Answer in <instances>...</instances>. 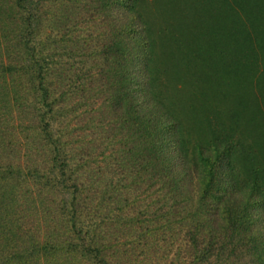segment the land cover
<instances>
[{
  "label": "trees",
  "instance_id": "1",
  "mask_svg": "<svg viewBox=\"0 0 264 264\" xmlns=\"http://www.w3.org/2000/svg\"><path fill=\"white\" fill-rule=\"evenodd\" d=\"M135 7L0 0V264H264V164L184 141Z\"/></svg>",
  "mask_w": 264,
  "mask_h": 264
},
{
  "label": "rangeland",
  "instance_id": "2",
  "mask_svg": "<svg viewBox=\"0 0 264 264\" xmlns=\"http://www.w3.org/2000/svg\"><path fill=\"white\" fill-rule=\"evenodd\" d=\"M194 1L136 0L159 58L156 96L190 147H206L220 130L264 164V14L256 26L234 15L237 0Z\"/></svg>",
  "mask_w": 264,
  "mask_h": 264
}]
</instances>
